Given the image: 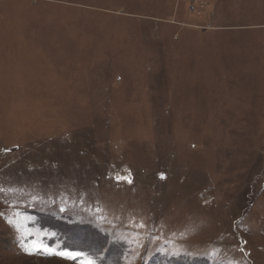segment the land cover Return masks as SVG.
Listing matches in <instances>:
<instances>
[{"label":"rangeland","instance_id":"obj_1","mask_svg":"<svg viewBox=\"0 0 264 264\" xmlns=\"http://www.w3.org/2000/svg\"><path fill=\"white\" fill-rule=\"evenodd\" d=\"M0 264H264V0H0Z\"/></svg>","mask_w":264,"mask_h":264},{"label":"snow or ice","instance_id":"obj_2","mask_svg":"<svg viewBox=\"0 0 264 264\" xmlns=\"http://www.w3.org/2000/svg\"><path fill=\"white\" fill-rule=\"evenodd\" d=\"M130 182V181H129Z\"/></svg>","mask_w":264,"mask_h":264}]
</instances>
